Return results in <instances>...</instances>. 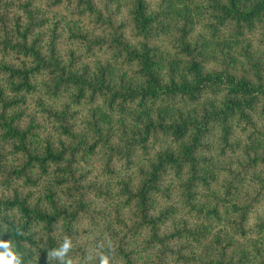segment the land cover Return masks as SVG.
<instances>
[{
    "label": "trees",
    "instance_id": "1",
    "mask_svg": "<svg viewBox=\"0 0 264 264\" xmlns=\"http://www.w3.org/2000/svg\"><path fill=\"white\" fill-rule=\"evenodd\" d=\"M0 240L264 264V0H0Z\"/></svg>",
    "mask_w": 264,
    "mask_h": 264
},
{
    "label": "clouds",
    "instance_id": "2",
    "mask_svg": "<svg viewBox=\"0 0 264 264\" xmlns=\"http://www.w3.org/2000/svg\"><path fill=\"white\" fill-rule=\"evenodd\" d=\"M10 241H2L0 240V248L3 250L0 251V264H21L22 256L17 253L11 251L9 248ZM71 247V243L68 240H65L62 250L59 252V255L63 256L64 253ZM68 264H71V260H69ZM100 264H110V256L107 253H103L100 256Z\"/></svg>",
    "mask_w": 264,
    "mask_h": 264
}]
</instances>
